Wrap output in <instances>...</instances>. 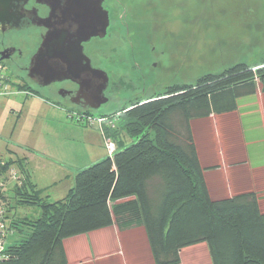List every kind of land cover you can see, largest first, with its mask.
<instances>
[{
  "label": "trees",
  "instance_id": "1",
  "mask_svg": "<svg viewBox=\"0 0 264 264\" xmlns=\"http://www.w3.org/2000/svg\"><path fill=\"white\" fill-rule=\"evenodd\" d=\"M261 64L251 70L235 63L131 104L117 126L106 129L121 142L116 151L76 170L60 199L51 201L35 187L23 158L0 160L1 174L12 165L22 172L11 188L15 206L39 210L34 218L13 215L9 220L8 231L16 238L4 243L7 259L0 264H66L64 238L113 222L142 223L157 264H176L182 248L202 242L212 264H264V211L258 196L209 198L189 124L235 109L238 98L257 93L255 79L264 92ZM121 130L129 143L121 141Z\"/></svg>",
  "mask_w": 264,
  "mask_h": 264
},
{
  "label": "rangeland",
  "instance_id": "2",
  "mask_svg": "<svg viewBox=\"0 0 264 264\" xmlns=\"http://www.w3.org/2000/svg\"><path fill=\"white\" fill-rule=\"evenodd\" d=\"M189 4L188 27L180 19L184 11L175 7L169 13L176 32L179 28L185 34L189 31L191 83L205 72H220L223 66L232 61L245 63L251 70L263 66L264 0H189ZM130 60L128 56L125 64ZM0 77L11 88L23 82V73L17 69L7 72L0 70ZM255 83L258 90L253 98L258 96L264 101L258 79H255ZM10 93L0 95V160L16 157L15 154L22 158L23 153L31 152L33 157L28 159V163L23 158L26 170L41 185L42 188L38 189L43 191V195L47 193L51 201L60 199L73 185L75 170L91 165L95 159L107 153L97 126L88 127L75 121L71 118L73 111L51 105L40 95L36 97H42L43 101L34 97H27L26 101L23 95ZM153 93L147 92L138 101L147 99ZM244 98L251 97L241 99ZM130 104L133 103L115 106L107 103L89 113L107 116V120H112L116 127L120 115L130 108ZM120 134V139H124L125 143L131 141L122 130ZM120 144L118 141L116 146ZM8 172L3 174L2 179L7 196L5 201L9 203L5 212L8 216L6 223L13 215L36 217L39 213L36 207L15 206L11 190L15 182ZM261 191L260 207L264 210V189ZM7 235L6 243L16 238L15 233L9 232ZM182 257L186 259L185 264H206L205 254L199 246L183 251Z\"/></svg>",
  "mask_w": 264,
  "mask_h": 264
},
{
  "label": "flooded vegetation",
  "instance_id": "3",
  "mask_svg": "<svg viewBox=\"0 0 264 264\" xmlns=\"http://www.w3.org/2000/svg\"><path fill=\"white\" fill-rule=\"evenodd\" d=\"M94 1L11 0L13 9L19 11V19L16 28L0 32V70L21 71L23 82L20 85L28 93L46 98L47 102L77 113L92 112L93 86L82 88L79 81L72 79L44 85L40 78L28 76V68L49 26L69 27L76 40L91 32L95 26ZM96 1L101 7L98 19L106 25L104 34L90 35L82 39L80 45L90 66L107 76L104 104L135 103L147 92L154 95L191 83L189 31L185 34L179 28L176 32L169 13L175 7L184 11L180 19L188 27L189 0L182 3L180 0ZM128 56L131 60L125 64ZM82 63L84 65L85 60ZM235 63L232 61L220 71ZM85 79L94 83L89 73Z\"/></svg>",
  "mask_w": 264,
  "mask_h": 264
},
{
  "label": "crops",
  "instance_id": "4",
  "mask_svg": "<svg viewBox=\"0 0 264 264\" xmlns=\"http://www.w3.org/2000/svg\"><path fill=\"white\" fill-rule=\"evenodd\" d=\"M13 86H10V92L23 95L25 100L27 97L38 98L21 85ZM243 97L251 98L241 99ZM243 97L237 99L235 109L194 118L189 124L209 198L214 201L254 192L260 206L261 190L264 189V101L258 96L253 98V95ZM38 100L43 101V98L39 97ZM97 130L103 143L98 126ZM23 154L20 157L27 163L33 157L31 152ZM105 154L94 161L106 157ZM10 169L21 177L22 172L17 165H12ZM26 171L35 187L42 188L32 173L28 169ZM45 195L48 196L47 193ZM62 244L66 264H157L144 225L140 222L127 225L113 222L106 227L66 237ZM198 246L205 254L206 264H212L205 242L182 248L176 264H185L183 251Z\"/></svg>",
  "mask_w": 264,
  "mask_h": 264
},
{
  "label": "water",
  "instance_id": "5",
  "mask_svg": "<svg viewBox=\"0 0 264 264\" xmlns=\"http://www.w3.org/2000/svg\"><path fill=\"white\" fill-rule=\"evenodd\" d=\"M81 3L79 1V5L82 7ZM94 3H96L93 9L95 26L90 33H86L84 38L74 39L67 26H49L39 47L30 59L28 76L40 78L44 85L63 79H72L79 81L82 88L89 87L90 89L93 86L94 100L91 108L97 110L107 101L104 96L107 76L102 70L90 66L80 45V41L87 39L90 35L104 34L105 22L98 19V11L101 7L99 1L95 0ZM51 9L54 14L55 7L53 6ZM18 19L19 11L13 9L11 0H0V32L4 33L8 29L16 28ZM83 60H85L84 65H82ZM87 73L94 78L93 84L85 79Z\"/></svg>",
  "mask_w": 264,
  "mask_h": 264
},
{
  "label": "built area",
  "instance_id": "6",
  "mask_svg": "<svg viewBox=\"0 0 264 264\" xmlns=\"http://www.w3.org/2000/svg\"><path fill=\"white\" fill-rule=\"evenodd\" d=\"M9 87L10 85L0 77V95L10 93ZM73 113L74 114L71 118L75 121L83 123L88 127L96 125L100 128L101 134L103 136V144L106 149L107 155L112 156L117 148L116 142L111 136L107 135L105 131L106 129L115 128L114 122L112 120H107V116H94L90 113ZM2 163L3 162H0V164ZM9 172V177H11L14 182L19 181L20 177L18 176L16 171L10 169ZM0 177H2L0 178V259H7V255L3 253V247L5 237L10 231H8V224L4 219L6 206L4 198L2 197V194L5 192V185L2 182L3 174L0 173Z\"/></svg>",
  "mask_w": 264,
  "mask_h": 264
}]
</instances>
